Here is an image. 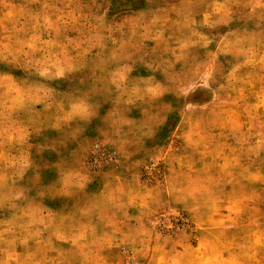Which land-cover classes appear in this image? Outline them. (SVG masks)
Masks as SVG:
<instances>
[{"label": "rangeland", "instance_id": "rangeland-1", "mask_svg": "<svg viewBox=\"0 0 264 264\" xmlns=\"http://www.w3.org/2000/svg\"><path fill=\"white\" fill-rule=\"evenodd\" d=\"M0 264H264V0H0Z\"/></svg>", "mask_w": 264, "mask_h": 264}, {"label": "crops", "instance_id": "crops-1", "mask_svg": "<svg viewBox=\"0 0 264 264\" xmlns=\"http://www.w3.org/2000/svg\"><path fill=\"white\" fill-rule=\"evenodd\" d=\"M169 179H166V181H168ZM192 182V181H191ZM192 183H194V181L192 182ZM194 185H190V182H188V184H187V188H191V187H193ZM194 188V187H193ZM192 192V191H191ZM196 193L199 195V197L201 196L199 193H198V190L196 191ZM206 202H207V200H205ZM201 203H203V204H198V203H195V204H192V206L193 207H198L199 209H201V208H203V207H205L206 206V203H204V200L203 201H201Z\"/></svg>", "mask_w": 264, "mask_h": 264}]
</instances>
